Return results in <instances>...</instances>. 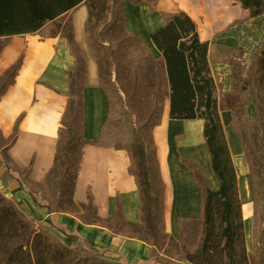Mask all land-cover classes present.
<instances>
[{"label": "trees", "instance_id": "16d2710c", "mask_svg": "<svg viewBox=\"0 0 264 264\" xmlns=\"http://www.w3.org/2000/svg\"><path fill=\"white\" fill-rule=\"evenodd\" d=\"M126 3L146 5L153 13L157 11V0H0V39L23 34H39L42 39L65 37L75 59L67 71L69 97L58 131L54 163L44 181L31 180L29 170L20 169L6 154H0V160L34 203L46 207L50 213L73 214L84 223L105 226L115 233L140 239L163 248L170 257L192 264H264V151L261 156L258 153L259 134L261 129L264 131V43L252 52L250 64L243 59L247 52L244 48L232 51L231 57L226 59L232 67L231 89L224 91L208 62L209 42L200 39L198 24L190 15L184 11L160 12L162 26L151 34L156 55L151 44L129 31L125 19L120 18ZM242 3L253 17L264 11L261 0H243ZM81 4L88 7L85 35L96 55L100 80L109 99L108 117L99 136L91 140L84 137L87 66L75 40L72 19V11ZM117 27L125 30L126 35L108 37L106 31ZM23 55L24 52L0 77V98L15 82ZM145 73L149 81L145 80ZM127 76L133 81L130 92L125 82ZM250 97L259 105L261 120L247 112ZM167 99L171 119L204 120L203 135L212 169L219 180L218 189H211L202 171L192 161L180 157L193 172L202 192L201 217L181 221V237L190 224L198 227L195 246L184 240L180 246L179 239L170 236L165 228L166 184L154 128L162 122ZM222 111L226 114H221ZM223 117L240 135L249 163L254 191L251 252L246 247L238 169L226 140ZM87 144L127 151L131 161L129 172L141 196V223L124 219L119 203L115 216L98 217L90 191L86 202L74 200L73 191ZM49 182H52L51 194L44 189ZM74 238L78 241L80 236L76 234ZM165 262L170 264L169 260ZM0 264L133 263L105 258L87 242L79 249L65 244L27 216L17 201L0 191Z\"/></svg>", "mask_w": 264, "mask_h": 264}, {"label": "crops", "instance_id": "0c3cea01", "mask_svg": "<svg viewBox=\"0 0 264 264\" xmlns=\"http://www.w3.org/2000/svg\"><path fill=\"white\" fill-rule=\"evenodd\" d=\"M242 1L157 0V11L154 13L146 5L128 6L125 21L129 31L153 44L151 34L163 23L161 11L186 12L197 22L200 39L209 42L208 62L213 74L222 83L223 90L229 91L232 67L226 59L231 57L233 50L242 47L247 51L243 59L249 64L254 56L252 52L264 43V11L253 17ZM83 5L72 11V19L75 40L84 54L87 66L84 137L91 140L99 136L108 117L109 99L100 80L93 49L88 41L86 46L76 37L75 14ZM235 21L239 22L234 24ZM1 40L4 45L0 50V77L23 52L24 55L15 82L0 98V154L8 155L20 169L29 170L31 180L43 182L54 163L58 131L69 97L67 71L74 65L75 59L65 37L42 39L39 34H23ZM169 110L167 99L160 125L166 117L178 124L198 123V138L207 154V160H204L196 154L197 150L181 149L179 143L186 139V132L185 128H179L170 137L173 153L170 163L166 164L161 158L155 136L160 125L154 129L161 173L166 184L165 228L170 236L178 239L182 235L181 221L197 220L202 213L201 189L196 184L193 172L181 162L180 157L192 161L202 171L211 189H218L219 180L212 169L210 152L204 139V120L171 119ZM247 112L250 116L258 115V108L251 97ZM224 126L229 150L238 169V192L242 202L246 247L251 252L254 244V191L249 163L244 156L240 135L230 125ZM130 164L126 150L87 144L73 191L74 200L86 202L90 191L98 217L112 218L118 211L119 203L124 219L141 223V196L135 178L129 172ZM0 191L17 201L27 216L50 229L69 246L81 247L87 242L105 258L133 264H166V260L170 264H192L165 253L155 255L154 247L140 239L115 233L105 226L84 223L73 214L57 211L50 213L46 207L37 206L30 194L11 177L1 160ZM76 234L80 236L78 241L74 238Z\"/></svg>", "mask_w": 264, "mask_h": 264}, {"label": "bare ground", "instance_id": "6f19581e", "mask_svg": "<svg viewBox=\"0 0 264 264\" xmlns=\"http://www.w3.org/2000/svg\"><path fill=\"white\" fill-rule=\"evenodd\" d=\"M163 4V2L161 3ZM88 8L86 5L81 6L77 13L75 14V22L77 26V40L85 44H87L86 36H85V21L88 17ZM22 80V77L20 78V81ZM196 125H199L198 123H184V124H178L175 121H170L167 119V117L164 119L163 124L157 127L156 129V141L158 143L159 150L161 152V158L165 160V163H170V159L172 156V142H171V136L173 132L179 128H185L186 132V139L179 143L181 146V149H194L197 150V155H199L201 158H204V160H207V154L203 147V144L198 138V130L199 128L196 127ZM187 147V148H186Z\"/></svg>", "mask_w": 264, "mask_h": 264}, {"label": "rangeland", "instance_id": "374dc122", "mask_svg": "<svg viewBox=\"0 0 264 264\" xmlns=\"http://www.w3.org/2000/svg\"><path fill=\"white\" fill-rule=\"evenodd\" d=\"M132 5H135V4H132V3H126L123 7H122V10H121V14L122 15H120V18H124L125 19V13H126V8L128 7V6H131L132 7ZM138 6V5H137ZM67 20H68V18H67ZM126 20V19H125ZM64 24L66 23V22H63ZM125 26H126V21H125ZM126 28H127V26H126ZM128 29V28H127ZM129 30V29H128ZM106 34H107V36L108 37H111V38H122V37H124L125 35H126V32H125V30H122L120 27H117L115 30H111V29H108L107 31H106ZM1 40V39H0ZM3 43V41L1 40L0 41V47H1V44ZM151 44V43H150ZM151 46H152V48H154L153 47V44H151ZM153 51H154V54H158V52L156 51V49L154 48L153 49ZM251 63V62H250ZM249 63V64H250ZM145 75V80L146 81H149L150 80V78L148 77V74L147 73H145L144 74ZM125 82H126V86H127V89H128V91L130 92L131 90H132V87H133V81H132V78L131 77H126V79H125ZM125 82H123V84H125ZM142 84H143V87H145V83H144V80H142V82H141ZM262 85L264 86V80H263V83H262ZM251 87H253V84H251ZM68 94H69V92H68ZM252 98V97H251ZM253 99V98H252ZM263 103H264V101H263ZM256 106H257V108H259V105H257L256 104ZM73 109H75V106H73ZM74 112H75V110H74ZM223 115L224 114H226V112L225 111H222L221 112ZM261 115H260V113L258 112V115H257V117L261 120V117H260ZM224 117H223V125H227L226 124V122L224 121ZM155 129V128H154ZM224 129H225V126H224ZM155 138V137H154ZM259 142H260V147H259V149H258V153L260 154V156L263 154V151H264V131L261 129V133L259 134ZM44 189L49 193V194H51V191H52V182H49V183H47V184H45L44 185ZM45 227V226H44ZM46 228V227H45ZM48 229V228H47ZM50 230V229H49ZM51 231V230H50ZM55 234V233H54ZM198 235H199V230H198V227L196 226V225H192V224H190L188 227H187V229H186V233L183 235V237H181V238H178L177 240H178V242H179V244H180V246H182V244H183V240L184 241H186L190 246H195L196 245V243H197V241H198ZM174 238V237H173ZM174 239H176V238H174ZM151 246H153V245H151ZM82 247H84V245H82L81 247H75V248H82ZM154 247V246H153ZM155 249L157 250V251H155ZM164 249L162 248V249H158L156 246L154 247V253H155V255H159L160 256V254H163L164 253ZM166 259V258H165Z\"/></svg>", "mask_w": 264, "mask_h": 264}]
</instances>
